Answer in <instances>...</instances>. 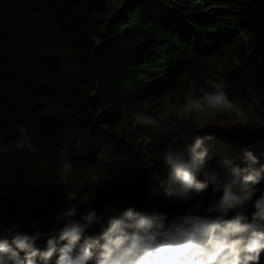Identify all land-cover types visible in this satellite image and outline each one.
I'll list each match as a JSON object with an SVG mask.
<instances>
[{
    "label": "trees",
    "instance_id": "obj_1",
    "mask_svg": "<svg viewBox=\"0 0 264 264\" xmlns=\"http://www.w3.org/2000/svg\"><path fill=\"white\" fill-rule=\"evenodd\" d=\"M227 55L238 65L223 90L264 124V0H126L115 12L107 0H0V146L10 149L0 150V238H10L6 229L14 225L31 232L36 219L80 203L65 199L63 148L79 173L70 179L87 185L82 192L91 198L81 213H103L105 204L124 198L107 217H122L132 205L182 214L192 202L152 189L165 182L162 150L175 133L162 136L135 117L158 119L151 107L167 95L193 87L197 97L212 92L208 63ZM21 127L35 153L14 147ZM200 136L212 168L220 160L244 168L246 151L258 158L254 167L264 165V131L240 138L214 127ZM92 170L98 183L90 181ZM257 187L264 192V178ZM211 199L209 188L205 206ZM253 211L249 204L246 214ZM62 226L52 221L42 232ZM46 240L37 247L45 250Z\"/></svg>",
    "mask_w": 264,
    "mask_h": 264
},
{
    "label": "clouds",
    "instance_id": "obj_2",
    "mask_svg": "<svg viewBox=\"0 0 264 264\" xmlns=\"http://www.w3.org/2000/svg\"><path fill=\"white\" fill-rule=\"evenodd\" d=\"M212 87L214 91L204 92L202 98L194 95L197 89L193 87L182 111L166 125L148 114L135 117L137 124L153 127L162 136L175 133L162 150L166 165L162 185L166 198L183 204L192 202L182 214L156 209L134 211L135 205L119 218H105L91 207L81 213L80 205H89L91 198L78 191L87 185L70 179L79 173L68 158V149L63 148L58 155L61 183L68 188L65 199L80 203H68L57 212L53 219L63 221V226L48 233L39 230V219L29 225L31 232L21 231L20 225L6 229L10 238H0V264H50L54 256L55 264H259L264 252V192L257 185L264 178V165L254 167L258 158L246 151V167L220 160L212 168L205 138L196 134L201 128L186 131L190 125L195 126L191 114L206 111L235 112L239 126L250 128L245 111L229 101L225 86ZM260 126L264 125L254 128ZM19 132L14 147L35 153L27 129L21 127ZM0 150L5 154L10 151L7 145ZM103 158L110 162L107 156ZM99 179L93 172L91 183ZM209 188L212 199L205 206ZM257 192L260 195L253 202ZM249 204L254 208L250 217L246 214ZM104 211H115V207L105 204ZM230 212L235 215L228 219ZM94 226L99 230L90 233ZM45 235L46 249L41 250L36 242Z\"/></svg>",
    "mask_w": 264,
    "mask_h": 264
},
{
    "label": "rangeland",
    "instance_id": "obj_3",
    "mask_svg": "<svg viewBox=\"0 0 264 264\" xmlns=\"http://www.w3.org/2000/svg\"><path fill=\"white\" fill-rule=\"evenodd\" d=\"M108 5L112 9V12H115L119 9V7L122 5L123 0H107ZM208 68V77L212 78L215 82V84H221L224 85V78L227 74H229V71L232 69V67L237 64L238 60H235L233 62L232 57L229 55L224 56L222 58H216L213 60H210ZM214 91V89L212 90ZM190 92L185 93H178L174 95H167L164 100L154 107H151L153 109V112H155L158 116V119L161 121L167 122L169 119L175 120L177 115L182 111L183 107L186 104V98L191 95ZM203 95H200L199 97L202 98ZM233 105L243 109L246 113V116L249 120V129L242 128L238 124V118L235 114V112H232L230 114H218L213 113L211 111H206L204 113H193L191 114V118L195 122L194 125H190L186 131L192 132L196 128H201L199 131H197L196 134L200 135L201 132L210 127H216L221 128L223 130H233V133L239 136L240 138L243 137L245 134H252L255 132H262L264 131V126H260L259 128H254L259 125H264L263 122L259 119V117L255 114L252 107L247 104L246 102L239 101V100H232L231 101ZM142 115V114H140ZM195 127V128H194ZM92 172H95V170H92ZM154 192L156 193H162L163 192V185L156 186L152 188ZM68 191L67 186L65 185L64 195L66 196V192ZM80 195H83L82 188L78 190Z\"/></svg>",
    "mask_w": 264,
    "mask_h": 264
},
{
    "label": "water",
    "instance_id": "obj_4",
    "mask_svg": "<svg viewBox=\"0 0 264 264\" xmlns=\"http://www.w3.org/2000/svg\"><path fill=\"white\" fill-rule=\"evenodd\" d=\"M125 1H126V0H123V3H124ZM123 3H122V5H123ZM122 5H121V6H122ZM121 6H120V7H121ZM120 7H119V9H120ZM211 128H214V127H210V128H206V129H204V130L201 132V134H202L203 132H205L206 130L211 129ZM201 134H200V135H201ZM246 143H247V142H246ZM245 145H246V144H244L242 148H237V150H242V149L245 147ZM233 148H234V146H233ZM123 200H126V199L121 198V199L115 200V201H113L111 204H109V206L112 207V206H113L114 204H116L117 202H119V201H123ZM132 202L136 204L135 201H132ZM108 212H109V211H107V212L104 211V212H103V215H104L105 218L107 217ZM56 213H57V212H56ZM56 213H52V214H50V215H48V216L42 218V220H41V224L38 226V227H39V230L42 231L43 228H44L47 224H49V223L52 222V221H55L53 218L55 217ZM77 219H79V216H77ZM98 230H99V228H98V226H97V227L95 228V231H98Z\"/></svg>",
    "mask_w": 264,
    "mask_h": 264
}]
</instances>
